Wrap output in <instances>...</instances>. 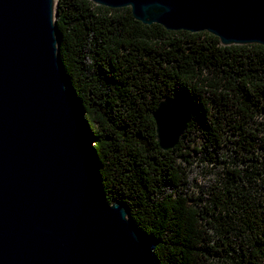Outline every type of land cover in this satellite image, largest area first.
Instances as JSON below:
<instances>
[{"label":"trees","instance_id":"obj_1","mask_svg":"<svg viewBox=\"0 0 264 264\" xmlns=\"http://www.w3.org/2000/svg\"><path fill=\"white\" fill-rule=\"evenodd\" d=\"M56 32L102 193L128 206L154 263L264 264V46L224 47L87 0H58ZM164 98L190 113L167 151L152 118ZM194 168L209 176L197 190Z\"/></svg>","mask_w":264,"mask_h":264},{"label":"water","instance_id":"obj_2","mask_svg":"<svg viewBox=\"0 0 264 264\" xmlns=\"http://www.w3.org/2000/svg\"><path fill=\"white\" fill-rule=\"evenodd\" d=\"M128 8L142 25L206 32L221 46H264V0H87ZM58 0H0V264H155L128 206L107 202L87 126L68 88ZM161 150L190 113L164 98L152 113Z\"/></svg>","mask_w":264,"mask_h":264},{"label":"rangeland","instance_id":"obj_3","mask_svg":"<svg viewBox=\"0 0 264 264\" xmlns=\"http://www.w3.org/2000/svg\"><path fill=\"white\" fill-rule=\"evenodd\" d=\"M187 136V135H186ZM204 173L201 171V169L194 168L191 173H189V179H190V188L193 190H197V186H204L206 185V180H208V177H203ZM197 193V192H196Z\"/></svg>","mask_w":264,"mask_h":264},{"label":"built area","instance_id":"obj_4","mask_svg":"<svg viewBox=\"0 0 264 264\" xmlns=\"http://www.w3.org/2000/svg\"><path fill=\"white\" fill-rule=\"evenodd\" d=\"M189 181H190V179H189Z\"/></svg>","mask_w":264,"mask_h":264}]
</instances>
